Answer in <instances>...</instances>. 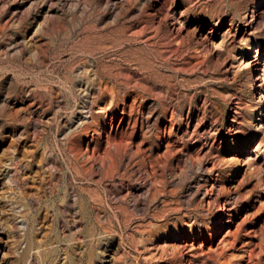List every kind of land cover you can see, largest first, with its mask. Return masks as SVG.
<instances>
[{
  "label": "bare ground",
  "instance_id": "1",
  "mask_svg": "<svg viewBox=\"0 0 264 264\" xmlns=\"http://www.w3.org/2000/svg\"><path fill=\"white\" fill-rule=\"evenodd\" d=\"M168 1L98 0V4L93 6L89 0H0V149L5 150L7 138H11L12 142L7 162L0 165V181L18 190V195L14 194L10 200L14 197L18 199V212L11 227L19 242L16 255L20 264H34L36 259H43L46 264H56L57 257L62 256L60 249L64 250V254H76L77 247L79 249L84 241L82 233L85 223L88 226L86 232L91 238L89 259L92 264H109L108 256H114L120 250L115 245L117 240L124 242L123 230L130 228L132 231L128 237L137 241V249L147 264H255L249 252L240 261H235L226 252L225 246L216 245L234 218L241 219V223L246 221L235 208L233 197L223 202V210L215 219V227L210 235L206 223L199 219L186 216L180 220V217L170 216L176 208L171 205L169 197L175 196V187L178 185L187 187L192 199L203 195L200 205L216 201L217 195L210 192L217 188L216 182H212L216 156H211L210 150L217 147L215 144L219 137L228 140L240 131L247 119L244 111L248 109L242 101L233 103L225 133L216 123L206 122V97L201 99V103H194L191 99L185 104L181 101L176 83H172L173 76L165 75V79L155 81L150 75L140 74L147 69L159 75V66L169 63L176 50L171 47L164 50L157 45V59L149 64L147 62V67H135L133 60L122 57L124 53L121 46L124 42L137 39L153 44V40L158 39L157 28L148 25L149 15L162 13ZM158 4L161 6L156 7ZM172 15L177 22H182L175 12ZM68 17H71L72 28L66 26L64 29L62 38L66 40L76 37L74 32L83 25H86L85 29H96L103 27L109 18L115 24L124 23L112 46L122 54L114 62L103 63L99 67L95 51H105L106 47L96 46L95 38L91 35H87L84 40L78 37L74 40L77 44L72 55L80 51L88 56L80 64L70 66L68 77H71L65 81L77 101L72 116L62 121L59 140L64 147L68 169L63 172L59 155L45 144L39 153L40 171L25 172L24 168H31L37 159L28 146L30 137L25 128L31 131L30 141L35 140L40 128L50 127L57 112L67 107L69 102L50 82L41 86L44 91L40 86L30 87L14 75V69L20 66L26 71L23 66H29L31 62L37 63L40 68L46 66L47 37L57 29L56 24H63ZM151 28L152 32L149 33ZM211 33L210 30L201 39L209 40L208 35ZM180 38L176 41L179 42ZM248 47L251 50L252 44ZM254 69L251 68L248 75L256 89V81L264 77V67L262 75H254ZM103 77H109V80ZM37 81L41 83L42 80ZM261 93L262 90L258 94ZM131 97L133 102L130 104ZM129 107L140 116L143 143L151 144V150L157 152V156L149 155V159L154 161L151 164L152 171L137 160L143 152V144H135V139L139 137L136 132H121V136H118L116 132L106 131L109 125L117 122L120 109L126 114ZM254 109L257 111V108ZM21 110L26 123L22 128L19 127ZM263 116L264 112L259 120ZM136 123L137 120L134 127ZM125 124L123 120L121 126ZM90 136L94 143L91 154L81 149L82 140ZM212 136L213 144L210 143ZM173 137L179 142L178 147L172 142ZM246 151H249L248 146ZM21 152L27 158L24 165H20L18 157ZM159 162L174 188L166 187V178L163 181L153 179ZM211 162L212 167L209 166ZM238 168L234 177L238 176ZM77 180L84 182L81 189L86 192L85 195L78 192ZM36 183L41 184L40 192L34 190ZM55 193L58 194V201L55 199L50 204L48 197ZM42 205L46 211L44 217L50 216L53 208L56 210L60 228L63 234L66 233L65 243L60 241L61 245L55 246L57 242L45 239L38 222L40 218L32 215ZM152 207L151 216L146 220ZM69 210L72 211L70 220L65 216ZM227 217L230 218L226 220ZM161 237L176 242L168 249L165 247L167 241L164 244L158 242ZM105 241L107 247L103 250L102 242ZM23 242L26 243L24 249ZM224 243L222 239L221 244ZM66 260H70L69 257ZM118 263L126 264V257H120Z\"/></svg>",
  "mask_w": 264,
  "mask_h": 264
},
{
  "label": "rangeland",
  "instance_id": "2",
  "mask_svg": "<svg viewBox=\"0 0 264 264\" xmlns=\"http://www.w3.org/2000/svg\"><path fill=\"white\" fill-rule=\"evenodd\" d=\"M97 1L89 0V3L96 6L98 4ZM157 6L161 5L158 4ZM173 12L180 18L181 23L173 18ZM71 17L65 19L63 24H56L57 29L47 37V67L40 68L37 63L31 62L29 66H23L26 71L20 66L14 69V75L20 77L22 82L30 87H41L50 82V84L54 85L55 90L63 93L69 102L67 107L57 112V116L54 117L50 127L48 126L46 129L40 128L35 140L32 139L30 141L32 138L31 131L28 127L25 128L28 138L30 137L29 139L27 138L29 140L28 146L34 157H37L36 163L31 168H24L25 172L27 170L40 171L38 167L39 153L41 147L45 144L59 155L63 172L68 169L64 147L59 140L63 127L62 121L64 118L68 119V117L72 116L75 102L77 103V101L72 95V89L65 84V81L71 77H68L70 66L80 64L88 56V54L80 51L76 55H72L77 44L74 40L77 37L84 40L87 35H91L95 38L96 46L102 45L106 47L105 51L101 49L95 51V57L100 60H97L100 64L99 67L103 63L114 62L122 54L118 48H113L112 46L115 39L120 35V29L125 26L124 23L115 24L109 18L107 19L108 21H105L103 27H97L96 29H85L86 25H83L74 32L76 37L66 40L62 38V34L66 26L72 28ZM149 20L150 24L148 25H153L158 30V39L153 40V44H150L147 40L137 39L132 42H124L123 46H121L124 53L122 57L133 60V65L139 68L147 67V62L149 64L150 61L157 59V45L164 50L171 47L176 50V54L172 56L169 63L159 66V75H154L152 71L147 69L141 72L137 70L140 74L150 75L155 81L165 79V75L173 76L172 83H176L181 101L185 104L186 101L191 99L194 103H201V99L206 97L208 103L206 122L212 121V123H216L225 133L226 124L231 118L230 108L233 107V103L237 100L242 101L248 109V111H244L247 119L240 131L228 140L219 137L217 144H215L217 147L210 150L211 156H216V168L212 174V182H216L217 188L210 190L212 195H217L216 201L212 204L207 201L200 205L203 195L192 199L190 190L185 186L178 185L175 187V196L173 198L169 197L171 205L176 208L175 211L170 213V216L173 218L180 217V220H184L186 216L199 219L202 223H206L210 235L212 234L211 230L215 227V219L219 217L223 210V202H225L226 198L233 197L235 208L240 212L241 218H245L246 221L241 223V219L234 218L233 223L226 226L224 232L216 241V245L225 246L226 252L231 254L235 261H240L249 252L253 255L255 264H264V116L259 120L261 113L264 112V77H259L263 81L258 79L256 81L258 85L254 89L248 75L251 68H255L254 75L263 74L264 0H169L163 12L155 16L149 15ZM152 29L148 30L149 33L152 32ZM210 30L212 33L208 35L209 40L201 39ZM177 38H180L179 42L176 41ZM249 44H252L251 50L248 47ZM132 71V74H134L135 70L133 69ZM103 78L107 81L109 80V77ZM38 79L42 80L41 83L37 81ZM41 89L44 91V88L41 87ZM261 90L262 93L258 94ZM132 94L133 96L136 95V93ZM262 94L263 99L261 98ZM132 102L133 97L129 100L130 104ZM254 108H257V111ZM127 110L126 114H124L121 112L123 110L120 109L117 115V122L109 125L106 131H109L108 133L116 132L118 136H121V132H127L128 134L136 132L139 137L135 139V144H143V152L137 160L142 161L152 171L151 164L154 161L149 159V155L154 154V156H157V152L151 150V144L143 143L144 138L141 136L142 128L139 114L133 112L132 107ZM20 114L22 115V120L19 121V127L22 128L26 126L23 110H21ZM170 114L172 112L169 113V117H171ZM123 120L126 121L127 125L125 124L122 127L121 123ZM135 120H137V123L134 127ZM168 129H170V125ZM92 139L93 137L90 136L81 142V149L85 152H90V154L92 153L91 148L94 146ZM252 141L253 143L250 145ZM172 142H174L176 147L179 146V142L175 137L172 138ZM7 143L5 150L0 149V165H4L7 162L8 155L12 151L11 138H7ZM210 143H214L213 136L210 138ZM247 146L249 151L245 152ZM197 147L201 148V145ZM18 157L20 165L27 163V158H24L22 152L18 154ZM160 166L161 162L155 168L156 175H154L153 179L163 181L166 178V187L168 189L174 188L170 185L169 175L164 173L162 166ZM209 166L212 167L213 163L211 162ZM238 166L240 167L238 168ZM236 168H238V176L234 177L233 174ZM137 177H134L132 183L135 182ZM40 185V183H36V187H34L36 192H40ZM83 185L84 182L77 180L78 192L85 195L86 192L81 189V187H84ZM85 185L87 186V184ZM60 186L62 187L63 183ZM17 191V188L15 190L11 189L7 183L0 181V264H20L16 255L19 242L14 236V229L11 227V222L18 212L16 205L18 199L14 197L10 200V198L14 194L18 195ZM57 197V193L53 194L52 197H48V202L51 204L55 199L58 201ZM44 209L42 205V207L36 208L32 215H37L40 218L38 222L41 224L45 239L57 242L55 246L61 245L60 241L65 243L66 233L64 232L63 234V230L60 228L56 210L53 208L50 211V216L44 217L46 212H44ZM152 209L153 207L148 211L146 220L150 218ZM179 209L181 210L179 211ZM65 216L70 220L72 211H67ZM229 218L227 217L226 220ZM84 227L82 233L84 241L79 249L77 247V253L64 254V250L60 249L62 256L57 257L56 264H92L89 259L91 238L86 232L87 223L84 224ZM131 231V228L123 230L124 242L120 243V239L117 240L115 245L120 250L117 251L116 255L108 256L109 264H119L118 259L120 257H126V264H147L137 249V241H132L128 237ZM222 239L225 240V245L221 244ZM164 241H167V244L165 242V247L168 249L170 245L176 242L162 237L158 239L160 244ZM125 245L127 246L125 247ZM22 246L24 249L26 243L23 242ZM102 246L103 250L107 247L106 241L102 242ZM65 257H69L70 260H66ZM34 264H46V262L43 259H36Z\"/></svg>",
  "mask_w": 264,
  "mask_h": 264
}]
</instances>
